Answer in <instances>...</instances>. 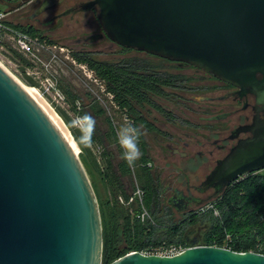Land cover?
<instances>
[{"label": "water", "instance_id": "water-1", "mask_svg": "<svg viewBox=\"0 0 264 264\" xmlns=\"http://www.w3.org/2000/svg\"><path fill=\"white\" fill-rule=\"evenodd\" d=\"M61 2L48 0L36 12ZM86 10L96 12L100 37L186 63L264 101V0H91L72 13ZM260 152L237 163L230 154L202 184L220 190L263 170ZM85 171L48 115L0 66V264H102L100 208ZM191 240L173 256L137 251L110 264H264L262 253Z\"/></svg>", "mask_w": 264, "mask_h": 264}, {"label": "trees", "instance_id": "trees-1", "mask_svg": "<svg viewBox=\"0 0 264 264\" xmlns=\"http://www.w3.org/2000/svg\"><path fill=\"white\" fill-rule=\"evenodd\" d=\"M18 26L29 34L44 36L34 26L21 24ZM44 37L49 38L47 35ZM71 52L77 63L85 64L92 70L94 79L105 86L106 92L113 95L112 103L119 105L121 112L129 121L142 126L144 131H157L148 119L140 115V109L145 107V104L153 105L149 95L163 94L161 87L167 84L163 75L154 71L145 73L143 62L142 64L138 61H133L134 64L100 62L92 57L91 53ZM12 54L26 65L27 62L20 54L13 51ZM26 81L32 86L37 84L30 78ZM62 88L67 100L74 105L79 96L72 93L70 87L62 85ZM96 102L91 101L90 112L86 111L88 110L86 108L82 111V115L88 113L95 120L102 116L105 110ZM106 120L107 126L104 130H101L96 122L93 136V142L105 148L102 157L105 161L103 173L98 171L97 163L90 158L91 156L82 153L79 157L99 203L103 230L102 264H110L131 252H146L151 247H157L164 242L177 243L183 248H188L191 246V238L200 228L201 236L197 240L202 245L224 247V238L227 236L229 242L226 247L229 250L264 255V171L230 182L222 193L209 200L214 203L218 216H213L210 211H204V213H191L183 222H178L169 211L164 210L158 198V191L154 186L156 176L148 166L151 159L145 135L140 139L143 156L136 162L134 169H129L120 158L121 149L116 143V127L110 118ZM79 135H75L76 138ZM110 145L117 149V153L109 151ZM81 148L87 150L82 146ZM135 185L144 191V205L154 217L153 224L142 223L129 213L128 207L118 202L121 196L127 200L136 188ZM189 226H194L198 230H189Z\"/></svg>", "mask_w": 264, "mask_h": 264}, {"label": "flooded vegetation", "instance_id": "flooded-vegetation-1", "mask_svg": "<svg viewBox=\"0 0 264 264\" xmlns=\"http://www.w3.org/2000/svg\"><path fill=\"white\" fill-rule=\"evenodd\" d=\"M65 1L63 0V3ZM90 1L74 2L59 15L51 18L48 23H52L59 17L72 15V9H79ZM99 34H87L83 36L85 39L75 40V42L77 44L88 41L96 43L106 38L100 37ZM101 43L104 44V42ZM115 46L126 52L131 50V48H122L112 41L110 45L104 47L107 50H115L113 49ZM132 52H137L141 57L146 58L158 57L163 62L172 63L175 66V71L160 67L154 70L148 60L144 61L149 64L143 61L145 73L158 72L165 77L167 84L161 87L162 95H149L153 105L145 104V107L140 109V115L149 120L146 117L148 115L160 123L158 128L149 120L157 129L156 132H149L156 139L153 144L155 158L161 160V167L155 171L154 186L157 188L158 198L164 210L174 211L179 216L178 222H183L184 217L191 213H198L196 211L200 208V204L213 199L229 186L219 190L218 187L216 189L211 185L202 184L217 165H220L230 154L235 156L234 163H237L239 160L242 162L246 157H248L247 161L249 158L252 161L254 153L264 151V101L259 102L255 93L253 94L249 88L239 89L230 86L186 63L168 61L145 51L132 50ZM187 69L192 70L191 75L187 73ZM107 94L110 93L107 92ZM115 106L121 112L119 105ZM106 119V112L98 118L107 126ZM177 120L185 125L184 130L177 132L176 128L169 131L168 125ZM243 154L245 156L241 158ZM148 166L152 171L153 165L149 162ZM263 171L264 169L257 172ZM251 174H244L237 180ZM191 229L198 230L194 226H189V230ZM200 232L201 228L193 237L199 239Z\"/></svg>", "mask_w": 264, "mask_h": 264}, {"label": "rangeland", "instance_id": "rangeland-1", "mask_svg": "<svg viewBox=\"0 0 264 264\" xmlns=\"http://www.w3.org/2000/svg\"><path fill=\"white\" fill-rule=\"evenodd\" d=\"M81 0H66L65 3L58 5V7L46 9L45 13H39L37 14V10L39 8L44 9L48 5V0H0V10L10 9L15 10L14 19L15 22H19L23 26H34L37 30H39L44 36H49V38L53 39L56 43L62 44L63 46L68 49V51H77V52H83L86 51L87 53H91V56L95 59L108 63H116L118 62H131L138 61L142 64V62L146 59L151 63V65L154 67L153 69L157 68H164L168 71L174 70L175 66L174 64H170L168 62H163L158 57L155 58H146L141 57L140 54H137V52H132V50L129 51H123L119 49L117 46L113 47L115 50H107L105 45H110L109 39H103L100 42L96 43H82L77 44L75 40L85 39L83 36L87 34H96L101 33V26L97 22L96 12H81V13H72V15H68L67 17L58 18L52 23H48L51 18L59 15L60 12H63L66 8L70 7L74 2H79ZM101 42H104L102 44ZM5 58V62H7L9 68H11L12 73L16 76H14L16 79L19 80V82H22L27 87L31 86L30 88H33L37 95L43 100L44 104L50 109V111L55 115V117L58 118L59 121H61V124L65 127L67 135H70V138L73 141L74 147L77 149L78 155L80 157V154L82 153L87 154L88 156H91V159H94L97 163L98 171L103 173L105 169V161L102 158L104 147H102L99 144H96L93 142L92 147L87 148V150H83L80 145L77 143L76 136L77 134H80L77 130L72 129L69 127V122L73 119H75L77 116L82 115V111H85L86 108H88L89 111V105L92 102L97 101L96 103L101 106L105 112L106 117L110 118L116 127L115 131L118 127H120L123 124H126L129 122L128 119H126V116L122 112H120L119 108L116 107L111 101V97L105 92L103 89L101 83L90 75L91 69L88 67L87 71H84L82 68L77 66L76 64L72 65H66V64H60L59 65H52L54 70V75H56L57 80L59 81L60 87L62 88V85L65 87H70L72 93L75 95L77 94L79 96V99L76 100V103L74 105H71L68 100H66L65 103L62 104H55V102H52L49 97H42L40 95L39 91H37L36 87H32L30 83L27 80L24 73L22 74V69L24 68L25 71V65H23V62L20 58H17L12 53L4 52L3 54ZM9 59L11 63H8L6 61ZM144 63H147L144 61ZM143 63V64H144ZM147 63V64H149ZM23 67V68H22ZM164 70V71H166ZM43 72V73H42ZM48 71L41 68L42 76L47 73ZM188 74H192V70L187 69ZM12 75V74H11ZM32 80V79H31ZM36 81V80H35ZM38 81V80H37ZM39 82V81H38ZM63 91V90H61ZM187 92V91H185ZM184 92V93H185ZM67 99V97H66ZM172 103V102H169ZM187 115V114H186ZM184 115V116H186ZM147 118L151 122H153L158 128L160 127L159 121L155 120L153 117H149L146 115ZM186 118V117H185ZM97 125L99 128L104 129L106 126V123L103 122V120H98ZM170 123V122H169ZM168 126V130L176 129L177 132H182L184 130V124L180 122V120L173 121V123H170ZM145 134V139L147 140V144L149 145V157L151 161H149L152 165V172L155 173L161 166V160H158L155 158V151L153 150V144L155 143L156 139L155 136L148 131L142 130ZM109 151L117 153V149L113 146H109ZM156 175V173H155ZM118 202L122 205H124L123 201ZM210 203L209 201L204 202V204ZM203 204V205H204ZM214 204V203H213ZM202 205V206H203ZM124 207H126L124 205ZM215 207V206H214ZM127 208V207H126ZM129 209V208H128ZM130 211V210H129ZM130 213V212H129ZM169 213L172 214L175 221L180 220L178 214H176L174 211H170ZM213 214V213H212ZM214 216V215H213ZM188 217V216H187ZM184 217V218H187ZM154 219V217H153Z\"/></svg>", "mask_w": 264, "mask_h": 264}, {"label": "built area", "instance_id": "built-area-1", "mask_svg": "<svg viewBox=\"0 0 264 264\" xmlns=\"http://www.w3.org/2000/svg\"><path fill=\"white\" fill-rule=\"evenodd\" d=\"M14 12V9L0 11V66L3 69H7L9 73L15 76L7 62H5L3 54L4 52L12 53V51L16 54H20L27 62L25 65V71L22 69V74L24 73L26 78H30L32 81L36 80L37 82V84L32 87H36L42 97H49L52 102H55V104L65 103L67 100L66 95L61 91L62 89L56 75H54L52 65L60 64L61 66V64H76L84 71L88 70V66L77 63V59L73 57L72 52L68 51V49L62 44H58L55 41L50 40L48 37L27 33L22 27L18 26V24H20L19 22H15ZM6 61L11 63L9 59ZM41 68L48 71L43 76ZM89 75L93 77L92 70L88 76ZM109 96L112 99V95L109 94ZM135 187L134 193L127 200H124L122 196L119 197L118 200L120 202L123 201L124 205L130 209V213L136 216L139 221L142 223L151 222L153 224V216L144 205V191L136 185ZM214 208V204L210 202L198 208L196 212L204 213V211H210L214 216H218V212ZM224 239L225 246L222 248L229 249L226 247L229 239L227 236H225ZM184 249L186 248H183L180 244H167V242H164L157 247H151L150 250L140 253L146 255L173 256Z\"/></svg>", "mask_w": 264, "mask_h": 264}, {"label": "clouds", "instance_id": "clouds-1", "mask_svg": "<svg viewBox=\"0 0 264 264\" xmlns=\"http://www.w3.org/2000/svg\"><path fill=\"white\" fill-rule=\"evenodd\" d=\"M69 127L80 133L76 138L78 145L83 148L92 147L96 129V120L92 115L85 113L77 116L69 122ZM144 134L142 126H137L131 121L121 125L116 130V143L121 149L120 158L129 169H134L136 162L143 156L140 149V139Z\"/></svg>", "mask_w": 264, "mask_h": 264}, {"label": "bare ground", "instance_id": "bare-ground-1", "mask_svg": "<svg viewBox=\"0 0 264 264\" xmlns=\"http://www.w3.org/2000/svg\"><path fill=\"white\" fill-rule=\"evenodd\" d=\"M11 76H12V79H14L15 82L19 83V85H21L23 87V89L26 92V94L29 95L34 101L37 102V106L39 108H41L44 111V113H46V115H48L50 120L60 130V133L65 136V138L67 139L70 147L73 148V150L76 152V154H78L77 149L74 147V145H73L74 143H73L72 139L70 138V135H67V133H66L65 127L61 124V121H59L58 118L55 117V115L50 111V109L44 104L43 100L37 95V92L33 88L27 87L22 82H19V80L16 79L13 75H11ZM37 91H38V89H37Z\"/></svg>", "mask_w": 264, "mask_h": 264}, {"label": "crops", "instance_id": "crops-1", "mask_svg": "<svg viewBox=\"0 0 264 264\" xmlns=\"http://www.w3.org/2000/svg\"><path fill=\"white\" fill-rule=\"evenodd\" d=\"M8 10V9H7ZM1 11V10H0Z\"/></svg>", "mask_w": 264, "mask_h": 264}]
</instances>
